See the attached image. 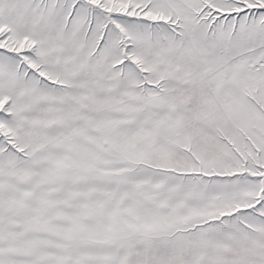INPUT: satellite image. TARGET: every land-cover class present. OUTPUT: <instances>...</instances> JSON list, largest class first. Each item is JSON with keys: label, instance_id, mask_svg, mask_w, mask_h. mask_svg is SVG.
I'll return each mask as SVG.
<instances>
[{"label": "snow or ice", "instance_id": "1", "mask_svg": "<svg viewBox=\"0 0 264 264\" xmlns=\"http://www.w3.org/2000/svg\"><path fill=\"white\" fill-rule=\"evenodd\" d=\"M0 264H264V0H0Z\"/></svg>", "mask_w": 264, "mask_h": 264}]
</instances>
